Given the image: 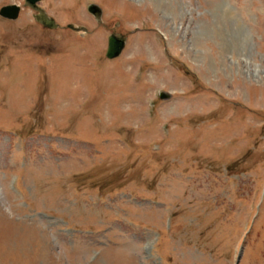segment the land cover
I'll use <instances>...</instances> for the list:
<instances>
[{
    "label": "rangeland",
    "instance_id": "rangeland-1",
    "mask_svg": "<svg viewBox=\"0 0 264 264\" xmlns=\"http://www.w3.org/2000/svg\"><path fill=\"white\" fill-rule=\"evenodd\" d=\"M24 3L0 0V264H264V0H44L55 30Z\"/></svg>",
    "mask_w": 264,
    "mask_h": 264
},
{
    "label": "water",
    "instance_id": "water-1",
    "mask_svg": "<svg viewBox=\"0 0 264 264\" xmlns=\"http://www.w3.org/2000/svg\"><path fill=\"white\" fill-rule=\"evenodd\" d=\"M41 0H26V5L30 6L34 10L38 12L37 20L43 24L45 27L50 28V29H56L57 24L55 23V20L52 18H49L45 11H43L41 8L37 6V3ZM90 11L96 15L98 19L101 18V10L95 6L90 8ZM20 13V7L16 5L12 6H5L1 9L0 15L11 19V20H16L19 17ZM77 31H80L82 29H75ZM125 48V39L122 37H116L112 36L109 39V50L107 53L108 58L114 59L117 58L118 56L121 55L123 49ZM163 99L168 98L167 95L163 94L162 95Z\"/></svg>",
    "mask_w": 264,
    "mask_h": 264
},
{
    "label": "bare ground",
    "instance_id": "bare-ground-1",
    "mask_svg": "<svg viewBox=\"0 0 264 264\" xmlns=\"http://www.w3.org/2000/svg\"><path fill=\"white\" fill-rule=\"evenodd\" d=\"M230 16V15H229ZM236 26H238V24H236ZM240 28V27H239Z\"/></svg>",
    "mask_w": 264,
    "mask_h": 264
}]
</instances>
